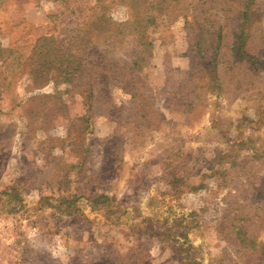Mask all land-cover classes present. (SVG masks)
<instances>
[{"label": "rangeland", "instance_id": "obj_1", "mask_svg": "<svg viewBox=\"0 0 264 264\" xmlns=\"http://www.w3.org/2000/svg\"><path fill=\"white\" fill-rule=\"evenodd\" d=\"M196 1L148 28L138 69L135 32L108 58L93 42L90 105L34 87L27 58L41 36L77 41L96 0H0V264H264V72L231 64L227 27L208 84L182 17ZM126 3L106 14L126 22Z\"/></svg>", "mask_w": 264, "mask_h": 264}, {"label": "trees", "instance_id": "obj_2", "mask_svg": "<svg viewBox=\"0 0 264 264\" xmlns=\"http://www.w3.org/2000/svg\"><path fill=\"white\" fill-rule=\"evenodd\" d=\"M112 1L96 0L97 10L93 12V19L86 29L76 34L77 41L69 38L61 42L54 36H41L36 40L27 58L34 87H41L50 80L55 83L65 82L75 88H82L88 104L93 105L100 89L96 70H92V64L88 61V49L92 43H97L108 58L109 48L116 46L119 35H123L124 31L135 32L134 37L140 44V50L136 51L130 69H138L150 56L148 28L159 17L175 11L179 2L127 0L126 4L134 11L133 16L126 22L119 23L106 14V8ZM188 6L184 5L182 13V17L186 18L184 28L188 51L212 62L213 69L208 75V84L221 86L215 69L225 37L224 29L227 27L232 40L229 48L231 64L246 63L247 68L257 75L264 72V0H197L190 12L187 10ZM187 16L190 18L187 19ZM6 51L10 50L0 47V67L9 57ZM0 71L2 73L3 69Z\"/></svg>", "mask_w": 264, "mask_h": 264}]
</instances>
